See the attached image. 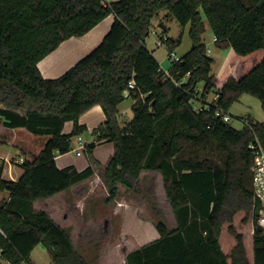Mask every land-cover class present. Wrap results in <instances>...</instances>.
<instances>
[{
	"label": "trees",
	"instance_id": "1",
	"mask_svg": "<svg viewBox=\"0 0 264 264\" xmlns=\"http://www.w3.org/2000/svg\"><path fill=\"white\" fill-rule=\"evenodd\" d=\"M162 9L189 26L192 40L169 73L146 44ZM110 15L99 45L61 76L42 75L40 61ZM208 29L226 51L217 73ZM180 40L166 38L169 53ZM201 82V95L214 91L216 100L198 112L191 101ZM243 94L257 97L264 110V0H0V121L47 138L39 155L22 164L18 181L4 179L0 166V191L10 193L0 205L1 258L32 264L42 244L56 264H91L34 201L94 175L91 165L59 168L56 156L74 149L73 138L88 131L81 115L100 105L106 120L83 148L94 158L98 145L114 143L104 169L107 204L120 196L119 185L136 189L143 170H158L176 219L173 230L161 220L158 239L128 252L126 264H264L249 148L256 139L264 146V121L248 115L237 129L215 114L217 107L229 112ZM128 97L134 117L121 124ZM68 121L73 129L64 133Z\"/></svg>",
	"mask_w": 264,
	"mask_h": 264
},
{
	"label": "rangeland",
	"instance_id": "2",
	"mask_svg": "<svg viewBox=\"0 0 264 264\" xmlns=\"http://www.w3.org/2000/svg\"><path fill=\"white\" fill-rule=\"evenodd\" d=\"M107 1L109 2L110 0ZM166 12H168L167 9H162L153 18L151 33L146 40V44L149 50L154 51L155 57L160 62L162 69L168 72L173 66V62L169 57V49L166 43L158 45L160 36L163 34V28L160 26V23L168 26V30L165 33L167 36L176 41L181 39L174 49L178 57H181L191 49L192 40L189 35V26L182 27L174 17L171 20L169 16H164ZM205 44L210 49L209 51L207 50L208 54L214 58L212 71L213 73H217L224 60L226 51L216 45L215 37L209 29L205 34ZM203 87V82L199 83L198 88L200 93H202ZM202 99L205 100L203 102L206 104H210L216 100V93L212 91L204 97L195 98L193 102L196 105H200L201 103L203 104ZM132 104L133 99L130 97L121 104V124L134 117ZM229 113L231 114L230 123L237 129L243 127V119L248 115L254 118V120H264V110L261 101L250 94H243L239 101L231 106ZM3 130L0 122V135ZM15 132L5 131L6 144L11 143L13 138H19L18 133ZM2 150L6 151L8 156L13 157L11 158L13 160L15 159L14 157L18 158L22 154L20 150L12 145H0V151ZM114 150L115 146L112 142L107 143L103 147V152L106 156L113 154ZM9 159L7 160L9 161ZM10 166H12V163H10ZM14 168L13 172L11 170L6 171L7 177L12 176L14 170L16 173L21 169L18 165H14ZM98 169V173L105 182L104 169H102L101 165L98 166ZM143 171L145 173L137 188L129 189L124 185H120V196L111 204H107L105 190H103V186L101 187V185L95 189V197L89 196L86 198L85 220L91 221V218H93L94 222L89 224L86 233L85 230L82 231V233L84 232L83 236H76L77 234L75 235V233H73L74 236L72 234L71 236L74 238L73 241L77 250L91 264H126L125 256L128 252L139 248L145 243L158 239L159 233L156 225L161 220L166 223L170 230L176 228V219L164 190L161 172L158 170ZM125 248L128 249L127 252L124 251ZM31 257L34 260V264H56L52 255L42 244H38L34 248Z\"/></svg>",
	"mask_w": 264,
	"mask_h": 264
},
{
	"label": "crops",
	"instance_id": "3",
	"mask_svg": "<svg viewBox=\"0 0 264 264\" xmlns=\"http://www.w3.org/2000/svg\"><path fill=\"white\" fill-rule=\"evenodd\" d=\"M105 1L107 3H110L116 0H110L109 2L107 0ZM164 16H169L171 20L173 18L168 12H166ZM113 20L114 16L110 15L86 35L81 37H72L64 41L55 51H53L46 58L39 62L38 67L42 75L45 78H57L63 73H65L79 59H81L83 56L88 54L97 45L100 44L106 33L109 31ZM164 26L168 27L167 25ZM152 52L155 56L153 50ZM120 116H122L121 110ZM105 120L106 115L100 105H95L89 110H87L84 114L81 115L79 121L80 124L87 126L88 131L80 136L73 138L75 141L73 150L66 154H58L56 156V163L59 168H65L73 165L78 170H83L89 165H91L95 170L94 175L82 182L71 186L65 191H62L46 198H39L34 201V209L38 211L42 210L47 212L57 224H59L68 232V234H70V237H72L71 234L73 235V233H75V235L77 234L76 236H83L84 232L82 233V231L85 230L86 233L89 224L94 222L93 218H91V221L85 220L84 210L87 204V202L85 201L86 198L89 196L95 197L94 192L99 185H101V187L103 186V190H105L106 197L108 195L107 185L102 180L101 175L98 173V166L101 165L102 169H104L110 157L113 155L110 154L106 156V154H104L103 152V147L109 142L101 143L94 149V158H89V156L85 154V148L75 149V147L78 145L79 137L82 138L85 145L89 142L95 141V137L94 135H92V132L100 124L104 123ZM0 122L4 129L0 135V145H12L13 147H16L18 150H20L22 153L19 155L18 158L14 157L15 159L13 160L11 159L13 157L8 156L6 151H0V166H2L3 168L2 177L6 180L18 181L24 173L22 164L26 160H33L37 155H39L38 153L43 148V145L46 142L47 138L45 136H35L25 128L6 127L4 126L2 121ZM64 128V133L71 132L73 129V122H66ZM6 130L14 132L16 131L15 133H18L19 138H13L11 143L6 144ZM20 156H23L25 158L24 162H21L19 160ZM7 159H9L10 163H12V166H10V163ZM13 164L20 166L21 169H19L16 173L14 170L12 176L7 177L6 171L11 170L13 172ZM144 173L145 171L141 173L139 183ZM9 199L10 193L8 191H0V205H3ZM71 239L73 241L74 238L72 237ZM73 243L75 245L74 241ZM31 262L32 264L34 263L32 257Z\"/></svg>",
	"mask_w": 264,
	"mask_h": 264
},
{
	"label": "built area",
	"instance_id": "4",
	"mask_svg": "<svg viewBox=\"0 0 264 264\" xmlns=\"http://www.w3.org/2000/svg\"><path fill=\"white\" fill-rule=\"evenodd\" d=\"M167 37L168 36L165 35L162 39L160 38V40L158 41V45L163 44ZM215 40H216V38H215ZM207 50L209 51L210 49L207 48ZM169 57L174 62L180 60V57H178L176 55L174 50H172L169 53ZM166 73H169V71ZM187 76H188V74H187ZM129 87L135 88V82L132 81L129 84ZM127 93H128V91H127ZM201 94L202 93H200L198 95V98H200V96H202ZM203 100L204 99H202V102H203ZM191 102H192L193 108L198 112H200L202 110H209V108H210V104H206L205 102H203V104L201 103L200 105H196L193 102V100ZM215 114H216V116L221 117L222 120H224L225 122H230V120H231V114L229 112H225L223 109H221L219 107L216 108ZM243 121H244L243 125H246L247 124L246 121L244 119H243ZM78 140H79V142H78V145L75 147V149L83 148V146L85 145L81 137H79ZM249 148H250L251 154H252L251 170H252V175H253V183H252L253 189H254L255 197L257 199L258 204L259 203L261 204L259 214L257 215L258 223L264 229V146L256 139L250 143ZM19 160L21 162H24L25 158L23 156H20ZM0 264H12V263L1 258V250H0Z\"/></svg>",
	"mask_w": 264,
	"mask_h": 264
},
{
	"label": "water",
	"instance_id": "5",
	"mask_svg": "<svg viewBox=\"0 0 264 264\" xmlns=\"http://www.w3.org/2000/svg\"><path fill=\"white\" fill-rule=\"evenodd\" d=\"M160 26H161L163 29H164V27H165V26L163 25V23H160ZM260 208H261V204L259 203V204L257 205V208H256V214H257V215L259 214V210H260ZM258 229H259V230H263V227H262L261 225H259V226H258ZM127 250H128V249L125 248L124 251L127 252Z\"/></svg>",
	"mask_w": 264,
	"mask_h": 264
}]
</instances>
